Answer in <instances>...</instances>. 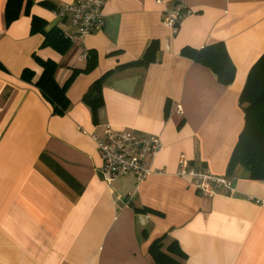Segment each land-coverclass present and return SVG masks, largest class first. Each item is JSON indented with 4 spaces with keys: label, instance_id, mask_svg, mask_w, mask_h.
I'll use <instances>...</instances> for the list:
<instances>
[{
    "label": "crops",
    "instance_id": "1",
    "mask_svg": "<svg viewBox=\"0 0 264 264\" xmlns=\"http://www.w3.org/2000/svg\"><path fill=\"white\" fill-rule=\"evenodd\" d=\"M6 1L0 0V264H155L148 249L160 236L164 244L177 241L181 264H264V180L241 168L227 175L245 121L239 96L264 53V0H183L188 13L176 32L162 14L173 0H104L103 25L81 41L69 19L55 14L73 0H33L11 21ZM32 16L46 29L60 27L70 48L59 53L42 45ZM218 41L235 67L227 85L181 54L185 46ZM152 42L153 60L131 64ZM86 51L94 64L69 82V104L55 114L35 84L42 72L35 56L57 62L54 76L63 84L86 66ZM106 126L158 137L162 149L147 176L103 177L92 136H103ZM182 160L227 178L231 189L202 193L180 174Z\"/></svg>",
    "mask_w": 264,
    "mask_h": 264
},
{
    "label": "trees",
    "instance_id": "2",
    "mask_svg": "<svg viewBox=\"0 0 264 264\" xmlns=\"http://www.w3.org/2000/svg\"><path fill=\"white\" fill-rule=\"evenodd\" d=\"M33 0H7L5 5V18L11 21L22 12L27 13ZM42 4H48L47 1ZM46 21L37 16H32L31 27L38 29L44 36L42 45L50 46L59 53H65L71 46V41L61 30L54 25L45 28ZM157 49L156 42H152L144 56L131 64H148L154 58ZM181 54L209 67L219 82L230 84L235 75V67L228 55L223 42L218 41L201 48L183 47ZM87 64L84 68H74L63 84L55 79V71L58 63L52 59H41L35 56V60L42 66L40 77L36 86L41 94L52 106L55 114L65 112L69 100L66 96V87L79 71H86L94 64V56L86 51ZM31 71L25 70L23 76L29 78ZM88 96H85L87 99ZM245 121L239 135L233 153L230 157L227 175L233 174L235 169L241 168L247 177L256 180H264V53L250 69L245 85L239 96ZM94 105V103H92ZM144 210L139 209L138 211ZM165 236L156 238L149 246V254L155 264H181L180 259L185 257L179 244L171 240L164 244Z\"/></svg>",
    "mask_w": 264,
    "mask_h": 264
},
{
    "label": "built area",
    "instance_id": "3",
    "mask_svg": "<svg viewBox=\"0 0 264 264\" xmlns=\"http://www.w3.org/2000/svg\"><path fill=\"white\" fill-rule=\"evenodd\" d=\"M165 1L155 0V3L163 4ZM103 6L104 0H73L58 6L55 14L69 19L77 40L81 41L85 35L103 25ZM186 13L188 9L183 0H173L172 6L162 10L163 23L176 32L179 19ZM85 56L83 52L80 58L84 59ZM92 138L103 159L100 171L108 182L129 172L134 173L138 180L143 179L151 172L150 163L162 149L155 135H136L132 131L110 126H106L103 136L93 135ZM181 162L180 174L191 176L194 186L202 193L212 195L216 186L231 189L227 178L213 175L205 169L186 167L185 161Z\"/></svg>",
    "mask_w": 264,
    "mask_h": 264
}]
</instances>
